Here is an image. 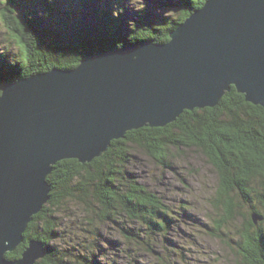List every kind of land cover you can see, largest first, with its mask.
<instances>
[{
	"label": "trees",
	"instance_id": "obj_1",
	"mask_svg": "<svg viewBox=\"0 0 264 264\" xmlns=\"http://www.w3.org/2000/svg\"><path fill=\"white\" fill-rule=\"evenodd\" d=\"M2 1L0 16L9 39L6 49L9 52L16 46L18 56L11 60L10 55H0V95L5 83L54 67L72 69L100 51L148 40L166 42L170 33L207 0H157L172 13L150 18L141 12L134 20L126 17L121 0L116 5L114 0L111 5H119L120 12L94 0L98 7L94 21L74 32L68 21L66 29L48 23L58 11L57 2L44 0V13L40 16L22 10L28 0ZM136 147L163 168L172 167L170 162L185 150L200 152L217 176L209 196L218 217L213 235L225 238L224 242L235 252L233 264H264V107L247 101L235 86L214 106L185 110L165 126L147 125L128 131L90 162L75 158L59 161L47 178L50 200L34 215L24 241L6 257L20 258L30 240L37 239L45 243L46 254L36 264H99L93 256L100 250L97 240L79 243L80 254L73 253L74 248L65 250L51 244L67 233L60 232L56 214L69 201L82 205L89 224L83 230L95 239L99 236L93 227L97 221L119 225L128 247L140 239L143 228L156 235L172 226L175 219L169 214L170 207L130 171L131 152ZM244 208L248 209L245 213ZM239 219L241 224L239 221L237 227L228 230L226 225Z\"/></svg>",
	"mask_w": 264,
	"mask_h": 264
},
{
	"label": "water",
	"instance_id": "obj_2",
	"mask_svg": "<svg viewBox=\"0 0 264 264\" xmlns=\"http://www.w3.org/2000/svg\"><path fill=\"white\" fill-rule=\"evenodd\" d=\"M235 86L264 107V0H207L166 42L148 40L5 83L0 95V264H36L34 215L50 200L48 175L64 159L90 162L115 139L216 105ZM256 216L254 215V218Z\"/></svg>",
	"mask_w": 264,
	"mask_h": 264
},
{
	"label": "rangeland",
	"instance_id": "obj_3",
	"mask_svg": "<svg viewBox=\"0 0 264 264\" xmlns=\"http://www.w3.org/2000/svg\"><path fill=\"white\" fill-rule=\"evenodd\" d=\"M52 1L57 2L58 11L53 21L48 23L55 28L66 29L65 21H68L74 32L76 28L89 27L94 21L97 7L94 0ZM99 1L101 6H109L113 11L120 12L119 5L111 6L114 0ZM2 2L0 0V12ZM42 2L44 0H28L22 10L37 12L41 16L45 7ZM121 4L125 7L126 17L133 20L141 12L150 18L163 12L172 13L166 11L157 0H121ZM7 40L6 27L0 16V55L3 54L4 58L10 55L11 60H15L18 56L17 47L12 46L8 52ZM131 155L130 171L140 183L159 194L170 207L169 214L175 219L172 226L156 235L143 228L140 230V239L133 240L128 247L119 225L97 221L93 227L99 236L95 239L90 232L83 230L89 224L82 205L69 201L56 214L60 221V232L67 233L51 244L65 250L74 248L75 253L80 251L79 243H84L83 240L86 243L97 240L100 250L93 256L96 255L99 264H233L235 252L224 242L225 238L213 235L215 219L218 217L211 208L209 196L217 183V176L205 157L198 151L185 150L183 155H178L176 160L170 162L172 167L163 168L138 147L133 149ZM242 211L245 213L248 209ZM239 221L241 224L239 219L226 227L231 230V227L239 225Z\"/></svg>",
	"mask_w": 264,
	"mask_h": 264
},
{
	"label": "bare ground",
	"instance_id": "obj_4",
	"mask_svg": "<svg viewBox=\"0 0 264 264\" xmlns=\"http://www.w3.org/2000/svg\"><path fill=\"white\" fill-rule=\"evenodd\" d=\"M8 84V83H7Z\"/></svg>",
	"mask_w": 264,
	"mask_h": 264
}]
</instances>
